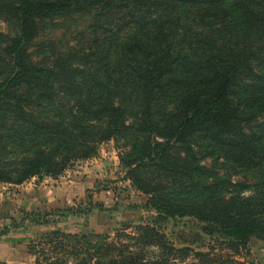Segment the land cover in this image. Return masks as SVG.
Returning a JSON list of instances; mask_svg holds the SVG:
<instances>
[{
	"label": "trees",
	"instance_id": "1",
	"mask_svg": "<svg viewBox=\"0 0 264 264\" xmlns=\"http://www.w3.org/2000/svg\"><path fill=\"white\" fill-rule=\"evenodd\" d=\"M0 9L17 25L0 80V185L58 179L114 142L125 179L158 214L114 237L50 233L30 245L34 264H243L234 258L264 236V0H13ZM92 14L90 53L34 61L41 24ZM122 32L130 35L119 40ZM100 33L115 40L110 56ZM215 154L256 173L257 187L202 164ZM188 218L199 239L232 255L173 243L166 225Z\"/></svg>",
	"mask_w": 264,
	"mask_h": 264
},
{
	"label": "rangeland",
	"instance_id": "2",
	"mask_svg": "<svg viewBox=\"0 0 264 264\" xmlns=\"http://www.w3.org/2000/svg\"><path fill=\"white\" fill-rule=\"evenodd\" d=\"M1 1L10 3L13 0ZM93 25V14L74 15L41 24L44 31L30 50L34 61H40V65L46 66L57 53L75 51L79 54L81 50L90 53L92 48H95ZM101 33L98 36L102 39L98 43L105 51L109 48L108 56H110L112 51L110 44L115 40L111 38V33L102 35ZM16 35L15 19L8 14H3L0 9V80L9 73V59L4 53V48ZM128 35L130 33L122 32L118 38L122 40ZM118 153L115 143L109 142L102 146L98 158L76 163L72 169L68 170L64 176H69L70 173L73 175L74 172L71 171L79 172L87 166L90 167L91 161H97L94 166L100 167L103 177L95 187H87L85 190L83 188L80 193L74 190V194L69 195L67 199L64 198L65 200L60 193L55 196V200L51 201L46 198L47 196H40L41 193H37V198L35 195L26 196L25 194V197H19L14 204L4 202L0 212V264H34L35 258L30 252V245L33 242L39 243L55 231L72 235L107 234L114 237L116 231L121 230L123 225L136 226L155 221L158 214L146 208L148 197L125 179ZM222 157L215 154L213 159H207L202 164L209 169L213 168L219 178L229 180L234 185L244 182L257 187L256 173L245 171L244 168L235 165L231 159ZM4 188L6 190H2L3 193H8V188ZM50 188L53 187H47V192ZM11 189V193H14L15 188ZM260 190L262 191L263 188L260 187ZM89 200L94 204L102 205L103 210L90 209L86 213L84 209L90 207ZM25 201H27L26 204ZM81 211L84 212L81 213ZM196 224V221L189 218L170 221L166 225L165 232L178 247L183 246L181 242L185 241L187 243L185 245L196 252H210L215 248V254L232 255L226 251L219 252L215 241L208 237L199 239ZM130 231L132 230L128 233ZM234 259L243 264H264V236H254L248 244V249ZM188 262L192 263L196 260L191 257ZM73 263L72 261L71 264Z\"/></svg>",
	"mask_w": 264,
	"mask_h": 264
},
{
	"label": "crops",
	"instance_id": "3",
	"mask_svg": "<svg viewBox=\"0 0 264 264\" xmlns=\"http://www.w3.org/2000/svg\"><path fill=\"white\" fill-rule=\"evenodd\" d=\"M94 163L97 164V161L95 162L91 161L90 167L87 166L86 168H84L79 172L71 171L74 172L73 175H71V173L69 172L70 173L69 176L63 175L58 179L46 177L38 180L37 178H33L32 180L24 183L21 186L0 185V212L2 209L1 208L2 204L4 202L5 203L7 202L9 204L12 203L14 204L17 202L19 197L22 196L25 197V194L26 196L35 195L37 198L38 195L36 194L41 193L40 196H47L46 198H49V200L51 201V200H55V196H57V194L60 193L63 195V200H65L67 199V197H69V195L74 194V190H78V193H80L81 189L83 188H84L83 190H85V188L87 187H95L97 185V182L101 179V177H103V173L98 165L94 166ZM4 187L8 188L7 189L9 190L8 193H3L2 190H6V188ZM13 187L15 188V192L11 193L12 190L11 188ZM47 187H53V188H50L49 191L47 192ZM26 202L27 201H25V204Z\"/></svg>",
	"mask_w": 264,
	"mask_h": 264
}]
</instances>
